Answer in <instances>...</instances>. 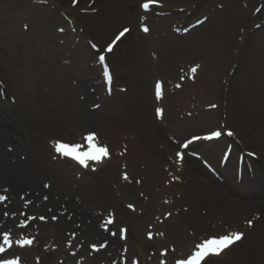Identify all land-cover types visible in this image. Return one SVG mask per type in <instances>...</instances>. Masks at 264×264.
<instances>
[{
	"label": "bare ground",
	"instance_id": "obj_1",
	"mask_svg": "<svg viewBox=\"0 0 264 264\" xmlns=\"http://www.w3.org/2000/svg\"><path fill=\"white\" fill-rule=\"evenodd\" d=\"M65 1L55 0L66 15L70 14L75 17L79 28L85 29L90 40L94 41L95 39L98 42L96 45L99 49H104L106 46L102 43L111 37V30L116 27L118 18L133 25L137 20L138 31V20H141V15H143L139 11L136 14L137 5H130L127 0H80L76 8L67 7L69 4L64 3ZM180 1L184 3L180 4ZM250 1L253 2V0ZM167 2H170L171 5H163V11L175 12L176 10L180 12L182 15L179 16L178 21L182 23V21L188 22L200 12L209 10L208 7L215 0H167ZM224 2H227L228 13L214 12L211 19L216 22L215 26L211 25L204 31H201L202 29L194 31L193 36L196 37L192 38L191 43L188 40L184 46L185 54L177 56L174 55V52L170 53L169 51L171 57L165 55L168 58H163L160 62V70L149 58L148 50L156 51L161 47L165 50L164 40L159 39L161 43L158 42L159 40L157 42L147 40L146 42L141 41L139 37L130 43L126 48V54L118 59L114 58L113 51L107 58V65L111 68L114 79L113 85L116 87L119 86L117 83H121L120 87L129 89L126 93L117 92L115 96H108L105 93V84V90L101 88V85L99 92L95 86L92 87L87 90L92 91L88 93L87 102L98 97V111L91 107L93 111L87 110L80 114H84L86 125L96 126L100 143L102 144L103 138L109 145V153L112 154V158L110 161L106 159L102 163L101 171L103 173L115 180L118 178L115 175V170L118 168L117 173H119L120 168L117 165L125 160L133 177L134 175L144 177L141 186H138L136 178H133L131 185L128 183L123 187V191L127 193L125 195L130 197L141 210L137 227L141 221L145 222L152 218L151 213L158 201L160 190L163 189L165 193L170 194L171 191H166L164 187H176L186 195V198H189L188 196L197 197L196 195L201 197L198 202L191 205V210L186 213V217L188 215H204L206 210H209L214 213L211 215L213 220L230 225V229H234L232 231L245 230L249 239L247 246L237 251L225 264H264V232H255L244 225V221L251 220L248 218H253L255 223L258 222L261 225L264 223V122H253L245 110L249 104L253 108V115H264V94H257L259 85L254 83L255 80L252 78L253 69L256 70V62L248 60L246 61L252 64H250L251 71L247 70L251 82L245 77H241L233 81V84L231 83L228 92L222 93L229 81L232 69L230 64L234 60L232 53L236 50V42L233 37L243 25L248 14V12L241 14L239 12L237 15L238 9L235 10L236 12L231 10L233 2L230 0H224ZM160 5H162L161 2L159 8ZM82 6L91 7L93 10L99 8L101 13H96V15L80 14ZM157 9L158 7H154L150 9V12ZM159 11L162 10L159 9ZM57 20L61 22L59 18ZM154 25L157 29L158 26H162L158 21ZM140 36L144 37V35ZM8 39V30L0 27V48H3L1 40ZM118 45L115 51L118 49ZM247 46L248 44L246 48ZM192 49L194 54L191 56L189 53H192ZM261 49H264L263 43L257 47L258 55H264ZM36 51L30 62L24 66L25 69H28L29 75L28 77L24 76V80H22L24 84H21L17 78L14 79L9 74L10 63L3 57L0 50V82L7 89L8 94H12L11 96L14 94L18 99L16 104H12L0 97V192H5L4 189H8L5 192L8 198L0 205V233L9 231L11 236L17 237V239L21 237L35 238L37 248L33 254H37L41 258V264H105L104 261L115 260L124 244L119 239L110 237L102 229L99 224L101 216L97 214L96 217L91 211L89 203L91 199L85 194L77 193L74 187L69 186L75 181L73 170L69 166L76 165L59 157L60 161L55 162L53 159L55 153L49 152L41 142V137L56 133L66 132L68 137L71 136V139L81 137L82 132L75 131L73 122L65 116V111L73 105L80 110L85 109L86 105L79 101L77 96L78 89H82L84 85L77 87L69 85L67 86L68 90L63 89L62 82L66 81V78H60V73L63 70L56 66L58 64L57 57L48 56L51 58L46 59L47 50L43 47ZM146 52L148 59H146ZM89 54L93 56L91 52ZM197 57L203 58L199 65L200 70L197 78L201 77L205 85L199 88L196 84L189 83L188 89L184 92L171 89L168 101H164L167 114H171L177 107L182 108L187 117L184 121H187L185 124L189 128L188 131H192L190 129L192 126L201 131L208 128H219L222 127L220 116L217 111L207 112L204 110L203 94L214 92L222 106L225 104L226 98L225 118L227 127L231 128L234 133L230 140L235 142L233 146L232 141H229L228 148L231 151L233 147V151H235V148L239 150L237 148L239 147L247 152H254L258 157L257 161H251L248 157H244L241 166L243 171L241 183L237 178L239 160L235 166L233 164L236 153L230 155L225 167L221 166L222 163H220L218 155L226 146L225 144L221 148L219 144L222 141L209 142L208 147H205V143L202 142L193 146L198 148V152L202 147L201 153H204L214 165H211V169H207L201 161L189 158V156H186L184 164L180 165L176 153H174L176 149L174 144L169 139L160 136L163 126L155 118V104L158 102L153 98L152 86L155 80L162 81L164 85H167L169 80H172L169 78L175 74V63L178 64L183 60L191 63ZM254 57L256 60L257 54L249 56L250 59ZM235 62L236 59L233 64ZM240 65H242L241 62L238 67ZM94 67L91 69V75L99 77L97 64ZM159 71L163 75H158L161 74L158 73ZM72 76L68 77L70 84L71 80H76V78L69 79ZM53 78L57 82H54ZM26 80L28 83L25 82ZM53 83L62 86H58L59 90L57 88L52 96L46 94L44 87L52 86ZM140 83L143 86L145 84L144 90L140 88ZM79 84L80 82H78ZM3 91L5 90L3 89ZM221 93L223 98H221ZM27 96H30L32 101ZM169 118L172 123L177 122L174 115ZM245 122L251 124L247 131L243 129ZM215 144L217 146H214ZM246 163L249 164L246 165ZM143 165L145 171H141ZM174 171H177V175H175L177 179L171 184L172 180L167 178L169 174L173 176ZM210 171H217L221 175L220 183ZM90 176L85 173L82 180L90 181V189L98 192V186L93 183V180H90ZM254 183L255 185H253ZM45 184L50 187L45 188ZM238 190L245 192L243 194L246 196L242 199L234 197L233 193ZM142 194L144 196H141ZM45 196L48 198L47 201L43 199ZM80 200H82V204ZM49 209L51 210L49 211ZM4 211L9 212L11 216L6 218L3 214ZM23 214L36 216V219L30 221L27 228L18 226L20 220L27 221L22 217ZM40 216L46 217L47 222L39 220ZM54 216L57 217L56 220L52 219ZM224 228L222 226L218 229ZM89 240H95L98 248L104 243H107L108 247L106 250L101 248L98 252L87 251L85 245ZM245 240L246 236L241 243H244ZM182 242L183 240L177 241L179 248L181 247L180 250L187 245ZM191 247L189 246L184 254L188 253ZM232 248L235 247L229 248V253ZM26 250L15 248L13 251L21 252L17 254L29 260L31 255ZM110 257L112 259H109Z\"/></svg>",
	"mask_w": 264,
	"mask_h": 264
},
{
	"label": "rangeland",
	"instance_id": "obj_2",
	"mask_svg": "<svg viewBox=\"0 0 264 264\" xmlns=\"http://www.w3.org/2000/svg\"><path fill=\"white\" fill-rule=\"evenodd\" d=\"M142 0H127V2L130 5H137L135 9V13L137 14L139 11V4ZM167 1V0H164ZM233 2L231 5L232 12L238 9L237 15L241 13L248 14L245 17V21L241 28H239L235 34V37H233L234 41L236 42V50L232 53L234 60L236 59L235 64H233L234 60L231 61V75L229 77V83L230 86L227 88L229 91L231 87V83L233 84V81L238 80L241 77H245L248 81L251 82V78L248 77V71L250 69L251 71V63H248L246 60L252 62H256V70L253 68V79L255 80L254 83L259 85V89H257V94L261 95L264 94V55H258L257 53V47L260 44H264V0H253L251 2L250 0H230ZM71 0H66L64 3L69 4L67 7H71ZM235 2V3H234ZM184 3L183 1L179 2ZM189 3V2H188ZM190 4V3H189ZM208 12H200L198 13L190 22L193 23L196 20L204 18H208L206 23L202 26H200L201 31H204L209 26H215L216 22H213L212 19H210V16L208 14H213V12H219L222 14H227L229 10L228 6L226 5L227 2H224V0H215V2L211 3ZM262 5L261 12L256 14L255 10ZM83 7V6H82ZM80 7V8H82ZM98 7V6H97ZM72 8V7H71ZM99 8H96L97 10ZM63 10V8H62ZM84 10V7L81 9ZM236 12V11H235ZM101 12L97 13L100 14ZM81 14V13H80ZM104 14V13H103ZM102 14V15H103ZM135 14V16H137ZM85 15V14H84ZM88 15H96L95 14H88ZM175 16V18H173ZM179 14H175L173 12L165 13L163 15L161 14H154L152 15L153 19H161L168 22L169 20H177L176 17H178ZM61 22H58V19ZM73 18L65 17L63 12L60 9V6L55 2V0H0V23H1V29L8 30L9 39L8 40H1V46L3 48H0L2 51L3 57L9 61L10 70L9 74L14 79H18L21 84H24V76L28 77L29 71L28 69L24 68V66L27 64V62H30V60L33 58V54L36 53V50H41L42 47L47 50V56H45L46 59H49L53 56L57 57V63L56 66L63 70L62 73H60V78H66V81H63L62 88L67 89V86L76 84L77 81L68 80V77L73 75L69 79H74L80 77V81L84 85L82 89L79 90V94L77 96H80L81 99L85 97L86 93H88V89L92 87L91 85L85 86V84H88L89 81L86 80L85 76H89L90 67L93 66V61L91 60L89 64H87V61L90 56V52L94 56V61H97V53L93 50L91 47V44L98 43L95 39L94 41L90 40V36L85 32L84 28H79V25ZM168 20V21H167ZM117 25L115 28L111 30V37H109L102 45H105L109 43V41L114 37V35L120 31L124 27H129L132 29L131 33L124 38L120 44L118 45V49L115 51L114 58L118 59L122 55H125L126 48L130 45V43L134 40H137L139 37L141 38V41L147 40H154L158 41V34L164 35L167 34L168 36L165 39V47L164 50L163 47H161L159 50L154 51L153 49H149V58L151 52H155V56L153 61L157 63L158 65L160 62L169 56L170 53L174 52V55L180 56L185 54L186 51H184V46H186L187 43V35L182 36L183 39L176 38L175 36H171V34H175V30L173 28L165 27L164 29H157L153 32L150 36H140L139 32V23L138 25V31L136 28V22L133 25L130 22H124L122 18H118ZM204 23V22H203ZM25 25H27V29H25ZM233 25V24H232ZM169 26V25H168ZM59 29H63L64 31L61 32ZM74 29V30H73ZM163 30V31H161ZM200 31V32H201ZM163 33V34H162ZM178 36V35H177ZM108 37V36H107ZM181 37V36H180ZM190 43L192 38L196 37L193 36V33H191L189 36ZM145 44V43H144ZM248 44L247 48L246 45ZM147 45V44H145ZM246 48V50H245ZM171 49V50H170ZM193 50V49H192ZM191 50V51H192ZM264 52V49H261ZM163 51V53H162ZM245 51V52H244ZM189 53V52H188ZM187 53V55H188ZM194 50L189 55H193ZM253 54L255 56L257 54V59L252 58L250 59L249 56ZM145 55V52H144ZM165 55H168L165 56ZM244 55V56H243ZM146 52V59L147 57ZM259 56V57H258ZM91 57V56H90ZM183 57V56H182ZM113 59V58H112ZM114 60V59H113ZM149 61V60H147ZM183 60L178 62V64L175 63V74H173V79L177 78L181 71H183L181 67V64L184 63ZM239 62H241L242 65L238 67ZM252 65V64H251ZM244 66V67H243ZM255 66V65H253ZM159 70L161 69L160 66ZM59 70V72H60ZM101 73V71H100ZM99 77L100 80L103 81L102 74ZM163 75L162 72H158ZM235 76V78H234ZM90 77V76H89ZM234 78V80H233ZM30 80V79H29ZM99 79H94L93 85L97 84V81ZM54 82L55 78H53ZM121 81V80H118ZM28 83V80L25 81ZM25 83V84H26ZM54 85L50 86L47 85V87H44L46 94L54 95L57 91V88L59 90V87L53 83ZM122 85L121 83H117ZM205 85V82L203 80L200 81L199 87ZM76 86V85H75ZM145 86V84H144ZM140 83V88L143 89L144 87ZM145 88V87H144ZM127 89H129L127 87ZM144 90V89H143ZM120 92V91H117ZM244 92V91H243ZM9 93V92H8ZM12 95V94H8ZM152 95H153V86H152ZM203 105L207 108V106L210 105H217L219 108L218 110H215L218 112V115H223V111L227 110L226 104V98H225V104L220 106L219 100H217V95L214 92H207L203 94ZM16 100L17 97L13 94V96ZM24 97V96H23ZM31 99L30 96H27ZM79 98V99H80ZM221 98H223L221 94ZM24 99V98H23ZM32 101V99H31ZM85 103V102H84ZM94 99L89 103L88 105L95 104ZM252 104V103H251ZM73 105V104H72ZM251 105L247 104V107H245L246 112L250 115L251 120L255 123H263L264 122V115L263 114H254L252 112ZM87 109L82 108V110L78 109L75 105L67 108L65 111V116L67 118H70V120L73 122V128L75 131L79 130L80 132L83 131H93L97 130L96 126H88L84 123V114ZM183 110H178L176 112H173L172 115L175 116L176 120H180L183 116L182 114ZM211 111V110H209ZM220 112L222 115H220ZM154 120V117H153ZM167 123V116L164 120V124ZM250 122L243 123V129H248V126H251L249 124ZM233 126V125H232ZM229 128V127H228ZM190 129L192 131H188L189 128H187V125L180 121V122H174L170 127H164L163 130L160 131L163 132V136L165 139H169L167 136L171 137L174 140H178L179 143H181L183 140L188 139L192 135H197L205 132H210L213 130V128H208L207 130L201 131L200 129H195V126H192ZM184 132V133H183ZM66 132L61 134H51V135H45L41 137L42 146L45 144H48L49 142L55 141L56 139L60 140H69V138L65 139ZM228 141H222L219 145L221 148L227 144ZM172 143V142H171ZM159 145V143H158ZM214 146H217L216 144ZM51 147V146H50ZM52 148V147H51ZM254 149V148H252ZM176 150V149H175ZM255 150V149H254ZM222 153V151H221ZM219 152V157L220 154ZM239 152H236L234 155L233 164L236 165L237 156ZM207 157V156H206ZM205 159V158H204ZM207 161H209V158H206ZM210 163V161H209ZM119 165V164H118ZM117 165V166H118ZM144 168V165L142 166ZM102 168H100L97 172H90V180H93V183H96L98 186V192H94L92 189H90L89 184L90 181L85 180H76L72 184H69V186L72 188L74 187L76 189V192L79 194H85L89 200V203L91 206H95L96 209H98V212L104 211L105 214V221L108 220V218L115 220V228L111 229L110 231H116L119 233L120 228H127L128 232V245L125 248V251H122V260L127 261V264H130L132 261H138L139 264H160L161 260H165L167 264H172L175 260V258L180 257V253H175L171 251L172 248H177L178 252L180 251L179 244H177V241L183 240V244L187 243V245L191 244L193 240H196L198 238H203L204 236L216 232H212L210 230V227L212 225L217 224L216 220H213L214 218H211V215L214 214L213 212L206 210L208 217L210 219H205L202 215L192 216L188 215L187 217L185 215H181L178 213V210L183 207H188L190 205L189 200H191V203L199 201L201 198L200 195H196L197 197H191L186 198L185 196L181 198H175L172 196L166 197L165 200L161 198V202L164 200L165 202L164 206H161L159 204L155 205L153 208V212L151 213L153 217L154 222H147L145 220L141 221V223L138 225V219L140 215H138L139 208L137 207V204L133 202L132 199H128L124 193L126 191H123V186L120 183L121 177L120 173L124 172L126 170H121L118 174V168L115 170V175L118 176V178L112 179L103 171H101ZM144 171V170H141ZM129 172V171H127ZM130 179L133 177L130 173ZM140 176L134 175L133 178H139ZM255 185V183L253 184ZM243 191H236L233 193V196H246L244 195ZM197 194V193H196ZM235 194V195H234ZM100 195V196H99ZM232 196V195H231ZM180 202V203H177ZM184 202V203H182ZM129 204L134 205L136 208V211H132L127 206ZM187 204V205H186ZM205 211V210H204ZM171 212L172 215L165 219V214ZM188 213V212H187ZM159 218V219H157ZM156 225V227H154ZM214 229V228H213ZM256 232H264V225H258L255 228ZM151 232L153 239H148V233ZM163 232V235H160V233ZM194 234V235H193ZM249 242V239L246 240L242 245L234 248L230 253L226 254L221 259L214 261V264H225L229 258L233 257L237 251L242 249L244 246H247ZM90 243V242H89ZM187 247V246H185ZM88 248V246H87ZM165 249L168 250L167 256H161V252ZM34 251H30L31 259L29 260L31 264H38L37 259H35V254H33ZM121 253V252H120ZM118 254V258L121 257V254ZM109 259H112L109 258ZM123 262V261H122ZM110 264V263H107Z\"/></svg>",
	"mask_w": 264,
	"mask_h": 264
},
{
	"label": "snow or ice",
	"instance_id": "obj_3",
	"mask_svg": "<svg viewBox=\"0 0 264 264\" xmlns=\"http://www.w3.org/2000/svg\"><path fill=\"white\" fill-rule=\"evenodd\" d=\"M75 2V0H74ZM159 4V0H142L139 7L142 9L143 13H149L150 9L156 7ZM144 16H141V31L144 33L149 32V28L147 26L143 25ZM25 29H27V25H25ZM74 30V29H73ZM59 31L63 32V29H59ZM131 31L129 27H124L122 30H120L116 35L112 43L108 44L107 47L101 52V50L97 47L96 44H91V47L96 51L98 54V62L102 66L103 73L105 76L110 78V69L108 68V65L106 63L105 54L104 53H111L113 51V48L115 44L123 37L126 36ZM199 68V65L193 66L189 69V73L193 75L197 72ZM183 79V77H181ZM177 87H180V84L176 85ZM163 92V82L157 81L155 84V96L157 99H160L162 97ZM94 107H99V105H95ZM209 107H216V105H210ZM162 109H157V115L162 116ZM224 131L223 128L220 130L214 131L213 136L219 137L221 133ZM228 136H232L234 133L231 130H228L226 133ZM211 138V137H208ZM194 139H200V137H195ZM183 147L187 148L188 144L185 143L182 145ZM52 147L54 149V152L56 155H54L53 159H56L57 156L66 160L72 161L74 164L78 165L80 168L84 170H90V171H97L96 165H100L104 163L106 159H110V153L108 146L106 144H101L99 141V138L97 136V133L94 131H87L85 133H82L81 138L79 141L69 142L64 140H55L52 143ZM176 156L178 159L182 160V154L177 151ZM124 180H128L129 177L125 173L122 177ZM139 183V181H137ZM45 188L50 187V185L45 184ZM5 192L8 191V189H4ZM6 196H0V201L6 200ZM23 199V197H21ZM45 201H47V196L43 198ZM167 203V201H165ZM27 206V205H26ZM132 211H135V207L132 204H129L127 206ZM51 209H49L50 211ZM187 210V209H185ZM8 215L7 212L4 213V216L6 217ZM172 215L171 212H168L165 214V219L170 217ZM32 219H35V217H31ZM70 218V217H69ZM41 220H44L45 217H40ZM53 220H56L57 217H52ZM159 219V218H157ZM107 224L111 225L114 224V219H108L106 221ZM248 225L252 226V221L247 222ZM19 227L25 228L27 225L21 221L19 222ZM119 232L121 234H126L127 229L120 228ZM110 235L112 237L117 236L116 231H111ZM160 235H163V232L160 233ZM194 235V234H193ZM121 238H126L125 235H122ZM243 238V233L241 232H227L225 234H211L206 235L203 238H198L193 241L192 247L189 250L188 253L181 255L180 257L175 258L174 264H214V261L211 259L213 257H220L227 249L230 248L233 244L240 241ZM148 239H153L152 233H148ZM33 243L32 239L21 237L20 239L13 240L11 236V232L4 231L3 233H0V264H19V258L14 257L9 259L8 253L13 249L14 245L18 246L20 248H24L27 246H31ZM94 251H99L101 248L107 247V244H101L99 248H97L95 245L92 246ZM172 252H175L176 249L172 248ZM74 255V253H73ZM168 250L165 249L161 252V256H167ZM125 264H127V261H125ZM132 264H138V261H132ZM160 264H167L165 260H161Z\"/></svg>",
	"mask_w": 264,
	"mask_h": 264
}]
</instances>
